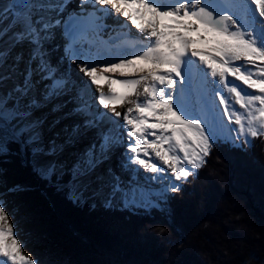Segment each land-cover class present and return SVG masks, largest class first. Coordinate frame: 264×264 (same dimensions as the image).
Segmentation results:
<instances>
[{
	"label": "snow or ice",
	"instance_id": "6c2138e0",
	"mask_svg": "<svg viewBox=\"0 0 264 264\" xmlns=\"http://www.w3.org/2000/svg\"><path fill=\"white\" fill-rule=\"evenodd\" d=\"M69 2L10 0L0 9V162L18 145L15 154L39 179L69 175L74 202L97 185L110 190L108 206L119 196L126 208L171 218L170 193L206 164L217 142L250 143L249 137L264 135V0H80L78 12L64 15ZM120 16L144 34L140 48L101 54L91 37L99 40L110 29L107 20ZM120 28L128 29L127 22ZM56 30L67 43L53 65L47 45ZM108 42L116 47L121 38L111 35ZM64 60L97 86L99 105L115 117L122 115L117 105H134L124 124L95 110L88 81L61 71ZM69 103L74 106L64 111ZM225 116L237 127L229 129ZM75 117L82 122L57 130ZM109 122L114 127L105 129ZM123 127L131 143L124 145L121 173L111 165L102 171L123 143L115 130ZM93 130L96 139L82 153H70L76 159L69 167L61 157ZM141 167L156 175H141ZM6 208L0 197V264H44L23 254V229L19 220L10 222Z\"/></svg>",
	"mask_w": 264,
	"mask_h": 264
},
{
	"label": "trees",
	"instance_id": "16d2710c",
	"mask_svg": "<svg viewBox=\"0 0 264 264\" xmlns=\"http://www.w3.org/2000/svg\"><path fill=\"white\" fill-rule=\"evenodd\" d=\"M12 148L0 162V194L10 222L19 220L23 229V254L44 264L264 262V136L247 151L215 144L206 164L171 196V218L74 202L69 175L39 179L15 154L18 145Z\"/></svg>",
	"mask_w": 264,
	"mask_h": 264
},
{
	"label": "bare ground",
	"instance_id": "6f19581e",
	"mask_svg": "<svg viewBox=\"0 0 264 264\" xmlns=\"http://www.w3.org/2000/svg\"><path fill=\"white\" fill-rule=\"evenodd\" d=\"M9 2H10V0H0V9H2ZM73 4H74V0L72 1L71 5L69 7H73ZM117 19H118V21L110 22V24H111L110 29L107 31V33L105 35H102L99 40H96L95 37H91V39H93L95 41V46H96V48L98 49V51L101 54L108 53V54H110L112 56H117L118 57L121 54V49L127 48V50L129 52H133V48L135 46H137L138 44H140V42L143 40L144 34L143 33H139V30L135 29V27L133 25H131L130 21H126V18H124L122 16L117 17ZM124 22H127L128 29H126V31L121 30V29H117V27L121 23H124ZM112 29H115V32H113ZM59 33H60V30L59 31L56 30L54 39L51 41L50 44L47 45V47L52 51L51 61H52L53 65L58 64L61 61V58L64 57L65 45L64 46L62 45L61 35ZM125 33H127L130 38L125 39ZM111 35H116V36L121 38V43L119 45H117L116 47H113L111 42H108V37L111 36ZM144 43H147V41H144ZM114 62H118V60H116ZM200 67L203 68V65H201ZM61 68H63V69L66 68L65 70H67L68 72L73 71L72 75H73L74 78L79 76V77H82L83 80L88 81L89 88H88V91H87V95L90 98V100L93 102V100H94L93 92L95 94L98 92L97 91V86L92 84L91 81H89L87 77H84L82 73H77L78 69H77V65L76 64H72V63H69L67 60H64V62L61 64ZM194 76H198V73L195 71V69H194ZM120 78H124V77H120ZM129 78H131V77H129ZM230 79H231V77H230ZM101 83L105 85V87H104L105 89L104 90H105V92H107L108 88H107L106 83L104 81H102ZM237 83H239V82H237ZM9 86H11V85H9ZM193 86H194V88L198 87L196 80H194ZM179 87L180 86L178 84L177 85V89H179ZM113 88H115L117 92H122L123 91V89L119 85H113ZM92 90H93V92H92ZM249 91H251V90H249ZM133 98H135V97H133ZM67 99H68L67 97L64 98V100H67ZM139 99L141 101H143L145 98L143 96H141V97H139ZM96 100H97V98H96ZM73 106L74 105L69 106V104H68V107L64 111H67V109L70 110L71 107H73ZM119 106H120V109H121L120 110L121 113H122V110H123V113H122L121 117H119V118L115 117V118H113L111 120V121H118V123L121 120H124L123 119V115L126 113L127 108L131 107L133 105L125 103L124 105H122V106L119 105ZM101 107L103 108V106H101ZM219 107L222 109L223 106L219 105ZM235 107L237 109H239V105H235ZM56 115H59V114H56ZM107 117H108V115H107ZM224 119H225L226 123L228 124L229 129L237 127L231 121H228L226 116L224 117ZM76 122H79V121H76ZM76 122H74V123H76ZM124 123H125V121H124ZM66 124H68V123H66ZM64 125H65V123H64ZM110 125H113V124L110 123ZM124 129L126 131V135L122 136L124 138V140H123L124 144L121 147H119L118 149H116L113 152L114 155H112V158H117L118 159V163H120L121 159L124 158L123 154H124L125 151H127V149L125 148L124 145L131 143V140H129L128 137H127V131H128L127 127H124ZM115 130L117 131V128ZM121 130L124 131L123 128H121ZM95 135H96L95 131H93L91 133H88L87 138L83 139L82 142H87L88 141V136L90 138H94ZM151 138L152 137H150V139ZM80 144H81V142L78 143L74 149L70 148V150L76 151ZM123 147H124V149H123ZM66 152H69V151H66ZM144 158H147V157H144ZM152 162H157L156 159L154 158V156L152 158ZM106 163H109L111 165V160L109 162H106ZM106 165H107L106 167L109 166L108 164H106ZM118 170H119V172H121L120 166H119ZM140 170H141V175H149V176L156 175V174H153V173H150V172L146 173L145 170H143L142 167H141ZM166 173L170 174V170H168ZM124 179L127 180L128 176L124 175Z\"/></svg>",
	"mask_w": 264,
	"mask_h": 264
},
{
	"label": "rangeland",
	"instance_id": "374dc122",
	"mask_svg": "<svg viewBox=\"0 0 264 264\" xmlns=\"http://www.w3.org/2000/svg\"><path fill=\"white\" fill-rule=\"evenodd\" d=\"M137 31V30H136ZM19 50V49H18ZM17 50V51H18ZM24 67V65L22 64L21 65V68H23ZM66 69V68H65ZM65 69H63V68H61V71H66L69 75H72V72L73 71H70V72H68L67 70H65ZM78 73V72H77ZM73 76V75H72ZM74 78V77H73ZM45 83H48L47 81H45ZM40 87L41 88H43V84L42 85H40ZM105 89V88H104ZM92 92H93V90H92ZM93 95H94V100H93V104L95 105V110L96 111H98V112H104V113H106V115H105V120L106 121H111L113 118H115V116H114V114H112L111 112H109L107 109L105 110V109H103L100 105H98L97 104V100H96V95H97V97H98V95H99V92H97L96 94L93 92ZM64 98H66V97H63V98H61V99H63L64 100ZM56 102H59V101H56ZM73 104H71V103H69V106H72ZM51 107V105L49 106V108ZM131 107H133L134 108V105L133 106H131ZM70 108V107H69ZM72 108V107H71ZM122 108V107H121ZM49 109H44L43 111H48ZM121 109H120V106L119 105H117V111H120ZM67 111H68V109H67ZM122 113H123V110H122ZM40 113H37V115H39ZM56 115V114H55ZM107 115H108V117H107ZM54 117L53 116H50L49 117V123L51 122V120L53 119ZM119 118V117H118ZM76 121H79V122H82V120H81V118L80 117H75V118H72V119H69V120H64V121H62V123H61V125H59L58 126V129L59 128H62L63 126H64V123L66 124V123H68L69 125H71V124H73L74 122H76ZM116 122H118V121H116ZM119 124H124V120H121L120 122H119ZM227 126H228V124H227ZM108 127H114V125H110V122L109 123H106L105 125H104V128L106 129V128H108ZM228 128H229V126H228ZM57 129V130H58ZM116 129V128H115ZM123 130L124 131H122L121 130V128H117V132L118 133H120V135L121 136H125L126 135V131H125V129H124V127H123ZM93 131H95V130H93ZM93 131H90L89 133H91V132H93ZM226 134V133H225ZM256 138V137H255ZM255 138H252V137H249L248 139L251 141L250 143H248V142H242L241 140H239V139H237V140H235V143H233L231 140H228L227 142H225V143H230V144H232L233 146H236V147H241L242 146V144L243 145H246V146H250L251 144H252V141L255 139ZM94 139H96V135H95V137L94 138H90L89 136H88V141L87 142H81V144L79 145V147L77 148V152H83L84 151V149H86L87 147H89L90 146V144L92 143V141L94 140ZM123 140H124V138H123ZM98 142V141H97ZM221 142H224V141H221ZM124 143H122V144H119V145H117L116 146V148H115V150L116 149H118L119 147H121L122 145H123ZM74 149V148H73ZM123 149H124V147H123ZM114 150V151H115ZM67 151H69V152H65L64 153V155L61 157V159H64V160H67L68 161V166L69 167H71V163L76 159L75 158V156H73V155H70V153H72V152H76V151H73V150H70V148L67 150ZM112 155H114V153L112 154ZM106 164H108V165H110L109 163H106ZM106 164H104L103 166H102V171L103 170H106L107 169V165ZM120 163H118V159L117 158H112L111 159V167L113 168V170L117 173V174H120L121 172H119V165ZM198 171V170H197ZM196 171V172H197ZM166 175H168L167 173H166ZM177 183H182V182H177ZM2 185V181L0 180V186ZM69 187L71 188V193H72V186H71V184L69 185ZM172 193H170V195H171ZM78 195L81 197V199H80V201H82V202H84V203H89V204H92L94 207H96V208H103V206H105V207H109V208H111V207H113V208H118V209H120V208H126V207H124L123 206V204H122V202H121V200H120V198H119V196H117V197H115V198H113V202H112V204H111V206H108V203H107V201L109 200V198H110V190L108 189V188H100V187H98L97 185H93L92 187H90V188H88V189H86V190H82L81 192H79L78 193ZM0 197H2V198H4V195H1L0 194ZM79 201V202H80ZM237 208H235V209H238V207H239V204H238V206H237V204L235 205ZM135 209H137V208H135ZM181 215V217H182V219L185 221V216H183L182 215V213L180 214ZM194 216V215H193ZM197 216V215H196ZM198 218H199V214H198ZM189 219V218H188ZM253 221H255V220H253ZM243 222V221H242ZM178 223L179 224H182V222H180V220L178 221ZM235 223V222H234ZM248 223V222H247ZM184 224V223H183ZM190 223H187V229H188V227L190 228L191 226V224L189 225ZM230 224H228V226H229ZM247 225V224H246ZM194 226V225H193ZM192 226V227H193ZM234 229H231V233L232 232H234L233 231ZM194 231H195V229H194ZM191 232H193V231H191ZM238 232H240V231H238ZM237 232V234H239ZM190 234V233H189ZM250 234V233H249ZM248 234V235H249ZM240 235V234H239ZM250 236V235H249ZM263 264H264V262H262Z\"/></svg>",
	"mask_w": 264,
	"mask_h": 264
}]
</instances>
